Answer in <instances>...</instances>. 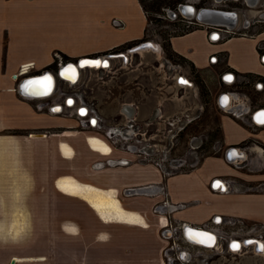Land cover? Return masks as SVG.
<instances>
[{
	"label": "rangeland",
	"instance_id": "1",
	"mask_svg": "<svg viewBox=\"0 0 264 264\" xmlns=\"http://www.w3.org/2000/svg\"><path fill=\"white\" fill-rule=\"evenodd\" d=\"M26 1L29 3L34 0ZM90 1L92 0H68L67 3L62 1L54 4L53 7L60 10L62 8V12L66 7L74 12H82V9H88L87 5ZM127 2V0H109L108 3L109 10L126 16L128 23L126 27H118L117 32L113 34L115 39L130 35L129 17L135 15L131 14ZM140 2L148 19L142 41L153 40L161 45L162 51L146 50L128 54L129 49L139 42L120 47L116 53L127 54L128 61L120 55L113 57L111 64L107 67L82 68L75 83L69 84L57 80L55 93L47 97V108L44 107L47 114L55 116L57 121L64 125L47 127V217L44 220L41 213L42 218L39 221L37 212L36 228L22 226L18 229H10L9 232L10 235L14 233V236L20 238V244L15 247V254L19 257H44L30 264H122V253L127 255L134 241L131 237L125 239V235L128 236L133 227H147L146 222L143 219L139 220L138 215L134 221L127 220V213H125L127 211L124 208L134 210L143 206V202H138L136 196L145 193L129 194L126 191L127 187L122 184L123 177L130 176L131 179L138 180L141 173L149 174L151 167H158L165 174L172 171L185 172L192 169L205 155L227 156L228 149L221 147L216 135L218 110L228 109L227 106L220 108L214 98L217 96L219 98L221 94L219 92L224 91L220 81L227 85L234 79L230 81L221 79L222 71L211 75L209 89L212 94H210V101L206 104L204 99L208 100L209 97L200 96V94L197 96L198 88L193 82L189 64L181 61L176 55L166 52L165 38L200 26L214 30L213 26L201 24L196 18L187 17L179 12V4L184 3L193 4L196 8L215 7L237 11V25L231 32H222L220 34L222 38L229 34H254L264 28V0L253 2L250 0L219 2L216 0H140ZM245 21L250 22L248 27L244 24ZM44 38L48 44H51L54 39L61 40L59 37L55 38V35L54 39L47 36ZM94 38L84 37V41L103 44L108 40L107 36L101 37L102 39L95 36ZM5 39L7 40V37ZM194 39V37L179 38L177 44L195 46L197 43ZM31 44L34 43L31 41L26 45L32 49ZM116 53L104 52L101 55ZM83 56L71 58L58 51L53 53L58 63L75 62ZM12 70L11 72L15 71ZM179 75L189 78L193 85L180 84ZM62 91L65 92L64 95L61 94ZM231 92V97L236 98L235 100L238 97L246 98L244 94ZM61 95L65 96V103L69 102L73 95L76 96L77 101L73 100L72 104H64L60 110L54 111L52 108L59 105ZM67 97H69L68 100H66ZM81 105L89 107L90 115L100 119L101 127L81 125L84 123L81 120L89 116V112L82 116L79 114ZM127 108H130V115L125 112ZM155 108H157V114L150 119ZM246 118L248 119V116ZM250 121H252L251 117ZM70 124L77 126L67 127ZM185 125L191 126L186 131H181ZM69 133L76 134L69 136L67 135ZM177 133L179 138L175 137ZM89 135L98 136L104 142H108L111 147L110 153L103 155L92 150L87 141ZM62 142L72 145L71 156H66L59 150L58 147ZM123 159L133 165L130 172L119 170L123 166L120 164ZM210 159L208 163L214 161V158ZM241 160L242 158H238L231 162L235 163V167L236 162ZM112 161L118 163L115 164ZM238 165L241 167L242 164ZM141 166H147V168L140 170ZM262 166L264 161L261 159L259 163L244 164L241 168L246 172L258 174L264 172V168L262 171L259 170ZM113 167L116 169L111 170L110 168ZM205 169L207 164L204 162L200 171ZM210 169H216V165L211 164ZM66 174L72 175L81 183L92 184L107 191L114 190L117 198L102 195L98 202L106 218H101L88 202L95 197V190L79 188L73 179L75 190H81L84 198L62 192L55 187L56 179ZM231 178L234 182L235 177ZM262 187L264 183L257 184L254 188ZM154 207L156 210H161V206L157 203ZM157 219L162 222L163 217L159 216ZM67 221L74 223L75 233L65 231L64 225ZM217 222L216 224L209 221L206 224L197 225L217 233L219 242L213 247H200L188 243L181 234L182 227L179 221L173 219L162 222L161 228L158 229L159 237L154 244L158 249L161 248L165 264H264V254H257L252 245L245 243L244 237L248 235L246 233L239 236L240 241L244 239L243 248L236 252L231 251L227 240L229 241L231 232L237 230V226L230 225L225 220ZM252 225L254 224L244 222V231L246 232ZM175 227L177 236L167 241V237L171 234L175 235L173 233ZM163 247L166 248L162 250ZM183 250L188 252L187 257L179 261L177 257ZM168 257L175 260H168Z\"/></svg>",
	"mask_w": 264,
	"mask_h": 264
},
{
	"label": "crops",
	"instance_id": "2",
	"mask_svg": "<svg viewBox=\"0 0 264 264\" xmlns=\"http://www.w3.org/2000/svg\"><path fill=\"white\" fill-rule=\"evenodd\" d=\"M62 1L67 3L68 0H34L29 3L26 0H0V264H10L13 258L15 264L36 261L33 259L37 257H19L15 254V247L21 241L19 236H14V233L10 235L9 232L22 226L36 228L37 212L39 221L41 213L46 220L47 127L64 126L55 116L48 115L44 107L37 106L41 99L20 95L14 72L22 64L30 62H34L38 68L48 65L57 51L71 58L102 54L145 36L147 15L140 0H127L131 14L135 16L129 17L130 35L117 39L113 34L118 27H126L128 23L126 16L109 10V0H92L87 5L88 9H82V12H74L69 7L62 12V8L53 7ZM211 32L207 27L200 26L186 34L172 36L170 43L175 53L193 63L195 72L208 89L211 75L222 71L221 79L230 81L232 79H226L224 73L234 74L232 83L224 85L219 82L224 91L219 92V98L215 97L214 101L220 108H224L221 104H227L226 94L231 97V91L246 96L242 99L238 97L239 100L231 97L229 105H226L229 111L218 110V141L222 148L228 149L227 156L205 155L185 172L165 174L162 169L151 167L150 173H141L138 180L123 177L122 184L129 194V189L141 186L150 187L151 193L136 196L138 202H143L140 208H124L125 213H136L147 227H133L130 232L127 231L129 235L127 233L125 239L131 237L134 241L127 255L121 252L122 264H162L161 248L154 244L162 222L174 219L180 224L201 225L234 217L244 222L264 224V187L254 188L264 183V172L253 174L241 168L244 164L259 163L261 159L264 161V123H250V117L254 119L253 113L264 109V28L251 35L229 34L215 39L211 38ZM54 35L61 40L54 39ZM45 36L54 39L51 44L45 42ZM94 36L98 39L107 36L108 40L103 44L84 41V37L93 39ZM186 37H194L197 45L177 44L179 38ZM31 41L34 43L31 44L32 49L26 45ZM213 56L216 58L212 59ZM209 92L212 94L210 89ZM234 112H243L249 122L236 117ZM73 126L70 124L67 127ZM95 140L99 144L105 143L107 152L96 149ZM87 141L89 147L100 154L106 155L111 151L110 144L98 136L89 135ZM232 147L244 156H229ZM58 148L66 156L73 154L72 145L68 142H62ZM210 158H214V161L208 163ZM238 158L242 160L236 162L237 166L234 167L235 163L231 161ZM125 161L120 163L123 166L119 170L130 172L133 165ZM204 162L207 169L200 171ZM211 164L216 165V169H210ZM238 164H242L241 167ZM139 168L142 170L147 166ZM65 176L72 178L79 188L92 189L103 196H116L114 190L107 191L81 183L68 174L58 177L55 187L57 180ZM232 176L235 177L234 182ZM215 179L225 182L227 188L215 187ZM156 203L161 210L155 209ZM169 205L175 208L168 209ZM159 216L163 217L162 222L157 219ZM18 258L25 260L19 261Z\"/></svg>",
	"mask_w": 264,
	"mask_h": 264
},
{
	"label": "water",
	"instance_id": "3",
	"mask_svg": "<svg viewBox=\"0 0 264 264\" xmlns=\"http://www.w3.org/2000/svg\"><path fill=\"white\" fill-rule=\"evenodd\" d=\"M250 2H253V0H250ZM181 8H183L186 12V16L187 17H190V18H196L197 21L201 24H207V25H210V26H217V27H226L227 29H233L236 25H237V21H238V13L237 11L235 10H223V9H218V8H215V7H201V8H196L195 5L193 4H179L178 6V10L179 12H181ZM195 9H198V14H197V17H194V12H195ZM203 11H206V14L205 12ZM182 13V12H181ZM203 13L205 14L204 16H206V18H204L203 20L199 19L201 16H203ZM184 14V13H183ZM221 21H224V22H221ZM249 23V21H245L244 24L247 25ZM212 35H211V38L212 39H215L216 37L219 36V32L214 30L211 32ZM146 47H150V48H153V49H158L160 51H162V47L159 43L153 41V40H145V41H141L139 42L138 44L132 46L129 51H128V54L129 53H138V50L140 49H143V48H146ZM122 56L126 61L128 60V57H127V54L125 53H116V54H105V55H101V54H94V55H86L85 57H80L78 58L75 62L71 61V62H67L65 63L64 65L60 66L58 68V70L56 72H53V71H50V70H45L43 71V73L31 78L30 80H37V81H40L42 80L45 76H50L51 77V86H50V89L47 91V93L45 94V87L46 85L45 84H34V85H28V81L30 80H27V81H24V83L20 84V95L23 96V97H27V98H43V97H46V96H50L56 86V83H57V80H61V81H64L65 78H63L62 76V72L68 68V67H73L75 70H76V77L78 75H80V71L81 69L83 68L81 66L82 65H85V66H88L85 61L87 60H92L94 62L96 61H99V66L98 67H105L104 65L106 64L107 66L110 65V58H113L115 56ZM216 57H212V59H215ZM263 58H264V55H263ZM106 66V67H107ZM89 67V66H88ZM14 77H16V74H14ZM224 77L226 79H228V77H230L231 79H234V74L231 73V72H226L224 74ZM77 79V78H76ZM181 80H184V81H187V83H182V84H187V85H193V82L187 78L186 76H183V75H179L178 76V81L181 83ZM230 80V79H228ZM69 101H72V100H69ZM72 103V102H71ZM222 106H225L224 104H221ZM61 106V105H60ZM84 107V106H83ZM83 107H80L79 108V111L83 108ZM125 112H127L129 115H130V108H127L125 110ZM261 113H264V109H258V111L256 112V119H259L261 120V118L263 117L264 118V115H261ZM263 124V123H262ZM237 148H230L229 151L230 152H233L235 151ZM239 155H243V154H239ZM115 164H117L118 162L117 161H113ZM126 162L125 160H121L120 163H124ZM219 180V179H215V182ZM130 190V193H146V192H151V189L150 187L148 186H141V187H137V188H132V189H129ZM175 208L173 205H169L168 206V209H173ZM191 226H194V227H191ZM203 227L202 226H197V225H191V224H188V223H185L183 225V227L181 228V233L187 237L185 231L187 229H193V230H197V231H206L204 229H202ZM211 234L215 235L214 233L210 232ZM173 234H171L172 236ZM216 238V242L217 243L219 240L218 236L215 237ZM189 239V238H188ZM257 239H254V238H249V239H246L245 240V243L247 241H253V242H257L256 241ZM194 241V240H192ZM232 242H238L239 243V239H235V240H232ZM198 243V242H196ZM214 243V244H215ZM213 244V246H214ZM246 244H249V243H246ZM252 245V243L250 244ZM264 246V245H262ZM261 245L258 244V246H254V249L255 251L257 252V254H261V252L259 251ZM230 249L231 251H233V249L231 248L230 246ZM10 264H15V258H13L11 260V263Z\"/></svg>",
	"mask_w": 264,
	"mask_h": 264
},
{
	"label": "bare ground",
	"instance_id": "4",
	"mask_svg": "<svg viewBox=\"0 0 264 264\" xmlns=\"http://www.w3.org/2000/svg\"><path fill=\"white\" fill-rule=\"evenodd\" d=\"M181 12L182 13H184V14H186V12H185V10L183 9V8H181ZM198 9H195V12H194V17H197V14H198ZM203 12H205V14H206V11H203ZM204 13H203V16H201L199 19H201V20H203L204 18H206V16H204L205 15ZM221 22H224V21H221ZM220 35V34H219ZM221 37V36H220ZM146 50H153V51H156V52H159L160 50H159V48L158 49H153V48H150V47H146V48H143V49H140V50H138V52H144V51H146ZM85 57V56H84ZM128 59H129V57H128ZM94 61H92V60H87V61H85V63L89 66H85V65H83L82 66V64H81V66L83 67V68H101V67H98V66H96L95 65V63H93ZM111 62V61H110ZM32 63H26V64H24L23 65V70L21 71L22 73L24 72V73H26L27 71H28V69L29 68H31V65ZM105 66V65H104ZM106 67V66H105ZM73 68V67H72ZM63 73V72H62ZM61 73V74H62ZM69 75H71V74H69ZM63 76V78H65L64 79V81L65 82H67V83H69V84H73V83H75L76 81H77V79L79 78V76L80 75H78L77 77H76V70H75V78L74 79H69V78H67L65 75H62ZM77 78V79H76ZM181 84V83H180ZM226 96L228 97V99H227V106L229 105V103H230V101H231V97H230V95L229 94H226ZM40 99V98H39ZM42 99V98H41ZM70 100H72L71 102L73 103V100L74 99H70ZM72 103H69L68 102V104L70 105V104H72ZM225 105V106H226ZM84 106V107H83ZM80 107V106H79ZM81 107H83L81 110H83V114H82V111L80 110L79 111V114L82 116V115H84V114H86L87 112H88V108H87V106H85V105H81ZM61 109V106L60 105H55L54 107H53V110L54 111H58V110H60ZM129 116V115H128ZM262 120H264V118L262 117L261 118V120H259V119H257V122H260V121H262ZM81 121H83V120H81ZM84 124V123H83ZM260 124H262L261 122H260ZM111 129V128H110ZM112 131V130H111ZM122 136H123V134H122ZM115 137V136H114ZM93 143H94V145H95V147H96V149H98V150H101V151H103V152H107V145L104 143V144H99L96 140L95 141H93ZM67 150V149H66ZM65 150V151H66ZM236 155L237 157L238 156H240L239 154V151L236 149L235 151H233V152H229V156L230 155ZM215 187H217V188H222V189H226L227 187H226V185H225V182H223L222 180H217L216 182H215ZM56 187H57V189H59L60 191H62V192H65V193H69V194H74V195H76V196H80V197H82V198H84V196H83V193L81 192V190H79V191H77V190H75V188H74V183H73V180H72V178H70L69 176H65V177H62V178H59L58 180H57V182H56ZM102 197V194H100V193H97L96 195H95V197H93L91 200H88V202H90V204H91V206L92 207H94V210L96 211V213L101 217V218H106L105 216V214L102 212V209H101V207H100V205H99V199ZM117 211V210H116ZM119 211V210H118ZM121 211V210H120ZM122 214V213H121ZM126 217L130 220H132V221H134V219L136 218V217H138L137 216V214L136 213H134V212H131V211H129L127 214H126ZM65 223H67V224H65L64 225V229H65V231H67L68 233H75V228H74V223H72V222H65ZM191 227H194V226H191ZM202 229H204V230H206V231H197V230H193V229H187L186 231H185V233H186V235H187V239L189 240V242H191V243H193L194 245H198V246H200V247H213V244L216 242V238L215 237H217V233L215 232V231H213V230H211V229H209V228H202ZM210 232H212V233H214L215 235H213V234H211ZM194 233H204V234H206V235H204V236H196V235H194ZM208 236H211L213 239H211V240H209L207 237ZM249 238H256V237H245V239H249ZM192 240H194V241H192ZM233 240H235V239H233ZM244 240V239H243ZM243 240L242 241H240L239 240V244H240V248L242 249L243 248ZM257 242L255 243V242H253L252 243V246L254 247V246H258V244H260L261 246L262 245H264V241L261 239L260 240V238H257V240H256ZM196 242H198V243H196ZM219 242V241H218ZM217 242V243H218ZM217 243H215L214 244V246H216L217 245ZM232 241L230 242V246L232 245ZM238 243V242H237ZM240 250V249H239ZM238 250V251H239ZM234 252H236V251H234ZM262 254V253H261ZM258 256H260V255H258ZM31 259H33V258H31ZM40 259H44V257H37L36 259H33V260H40ZM18 260L19 261H22V260H25V259H23V258H18Z\"/></svg>",
	"mask_w": 264,
	"mask_h": 264
},
{
	"label": "flooded vegetation",
	"instance_id": "5",
	"mask_svg": "<svg viewBox=\"0 0 264 264\" xmlns=\"http://www.w3.org/2000/svg\"><path fill=\"white\" fill-rule=\"evenodd\" d=\"M219 1H222V0H216V2H219ZM253 1H255V0H253ZM184 4H190V3H184ZM249 25H250V22L246 25V27H248ZM214 30L218 31L220 34L222 32H231L232 31V29H227L226 27H214ZM118 49L119 48H115V49H112V50H110L108 52H115L116 53V52H118L117 51ZM151 51H153V50H151ZM154 52H156V51H154ZM111 59L112 58H110V61H111ZM64 64L65 63H58V59H53V61L50 62L48 65L46 64V65H44L43 67H40V68L36 67L35 63L31 64V68H29L26 73H24V72L22 73L21 69H19L18 72L16 73V77H15V80H16V83H17V89H18L19 93H20V88H19L20 84L24 83V81L30 80L31 78L43 73V71H45L47 69L50 70V71L56 72L58 70V68L60 66L64 65ZM110 64H111V62H110ZM56 89H57V83H56V86H55V88H54V90H53L51 95H53L55 93ZM64 93H65L64 91L61 92V94H63V95H64ZM63 95L60 96V100L58 101L59 105H61V107H64V104H68V102L65 103V101H64L65 96H63ZM47 97H49V96L43 97L42 99L40 98L42 101H39L37 103V106H39L40 108L47 107ZM68 98L69 97H67L66 100H68ZM72 98L74 99L75 102L77 101L76 96L73 95ZM37 99H39V98H37ZM88 112H89V116L83 118L84 124L82 123L81 125L84 126V127H86V126L87 127H101L100 119L97 118L95 115H93V116L90 115L89 107H88ZM156 112H157V108H155L154 112L151 113V118L150 119H153L155 117V114H157ZM75 126H77V125H75ZM187 127H188L187 125L183 126L182 130H184ZM89 131H94V130H89ZM178 133H179V131H178ZM178 133L175 135V137L178 136V138H179ZM227 242H229L228 244H230L231 240H229Z\"/></svg>",
	"mask_w": 264,
	"mask_h": 264
},
{
	"label": "built area",
	"instance_id": "6",
	"mask_svg": "<svg viewBox=\"0 0 264 264\" xmlns=\"http://www.w3.org/2000/svg\"><path fill=\"white\" fill-rule=\"evenodd\" d=\"M212 27V26H211ZM214 29V28H213ZM214 31V30H213ZM23 65L24 64H22L21 65V71L23 70L22 68H23ZM55 102H53V104H54ZM258 110H256L253 114H254V119L252 120L253 122H256V123H258L257 122V119H256V112H257ZM236 117H239V118H241L242 120H244V121H248V119L245 117V114L243 113V112H234L233 113ZM252 121H250V123H252ZM249 122V121H248ZM223 220H225V222H228V223H230V225H233V226H237V230L236 231H232L231 232V234H230V239L229 240H233V239H239L240 240V234H242V233H246V234H248L247 235V237H256V238H254V239H257V238H260V240L261 239H263V235H264V224H254V225H252L251 227H249V229L248 230H246V232L244 231V227H243V225H244V221L242 220V219H239V218H234V217H229V218H224ZM213 222H216V224L218 223L217 221H214V220H212ZM185 223H182L181 224V227H183V225H184ZM204 228H206V227H204ZM212 230V229H211ZM214 231V230H213ZM258 232V233H254V232ZM173 233H175V235H172V236H170V237H167L166 239H167V241L169 240V239H171L172 237H174V236H177V230H176V227L175 228H173ZM182 234V233H181ZM183 235V234H182ZM183 237L186 239V241L188 242V243H190V244H193V243H191V242H189V240L183 235ZM245 238V237H244ZM228 241V240H227ZM166 247H163L162 248V250L163 249H165ZM186 254H188V252H186L185 250H183V251H181L180 253H179V255H178V260L179 261H181V258L183 259V258H185V257H187V255ZM161 257H162V264H165V262H164V255H161ZM168 260H175V259H172L171 257H168Z\"/></svg>",
	"mask_w": 264,
	"mask_h": 264
},
{
	"label": "trees",
	"instance_id": "7",
	"mask_svg": "<svg viewBox=\"0 0 264 264\" xmlns=\"http://www.w3.org/2000/svg\"><path fill=\"white\" fill-rule=\"evenodd\" d=\"M144 9V8H143ZM145 10V9H144ZM147 23H148V19H147ZM195 28H197V27H194V28H192V29H188V30H185V31H183V32H179V33H175V34H171V35H169V37H167V38H165V41H166V43L164 44V47H165V49H166V52L168 53V52H170V54H174V55H176L181 61H183V62H187L188 64H189V67H190V69H191V73L193 74V82L195 83V85H196V87L198 88V90H199V94H200V96H207V97H209V99L207 100V99H204L205 100V103L207 104V102L208 101H210V92H209V89H208V87H207V85L205 84V82L203 81V79L199 76V74L197 73V72H195V68H194V65H193V63L192 62H190L187 58H185L184 56H182V55H180V54H178V53H175V51H173V49L171 48V43H170V38L172 37V36H177V35H183V34H186V33H188V32H190V31H192V30H194ZM146 29H147V25H146V27H145V33H146ZM163 38V39H164ZM143 40V38L142 39H140L139 41L138 40H136V41H130L129 43H126V44H124V45H121L120 47H124V46H129V45H132V44H135V43H138V42H141ZM120 47H118V48H120ZM260 50H261V48H260ZM249 78H251L250 77V75H247ZM252 76V75H251ZM218 119V118H217ZM191 126V125H190ZM189 126V127H190ZM194 126V125H193ZM189 127H187V128H185L184 130H181V131H186ZM219 135H220V129H219V127H217V135H216V137H217V139L219 138ZM204 146V145H203ZM202 147V146H201ZM200 147V148H201ZM175 172H184V171H172V172H170L169 174H171V173H175Z\"/></svg>",
	"mask_w": 264,
	"mask_h": 264
},
{
	"label": "snow or ice",
	"instance_id": "8",
	"mask_svg": "<svg viewBox=\"0 0 264 264\" xmlns=\"http://www.w3.org/2000/svg\"><path fill=\"white\" fill-rule=\"evenodd\" d=\"M95 63L96 66H99V61H96V62H93ZM83 66V65H82ZM105 66H107L105 64ZM71 74V75H69ZM62 75H65L67 78L69 79H74L75 78V69L72 68V67H68L66 68ZM228 79H231L230 77H228ZM28 85H34V84H45L46 87H45V94L47 93V91L50 89V86H51V77L50 76H45L42 80L40 81H37V80H30L27 82ZM181 83H187V81H184V80H181ZM69 103H71V101H69ZM82 111V114H83V110ZM261 115H264V113H261ZM261 123H264V120L260 121ZM194 235L196 236H204L206 234L204 233H194ZM209 240L213 239L211 236H208L207 237ZM246 243H253V241H247ZM231 248L234 250V251H238L240 249V244L239 243H236V242H233L232 245H231ZM259 251L264 254V246H261Z\"/></svg>",
	"mask_w": 264,
	"mask_h": 264
}]
</instances>
